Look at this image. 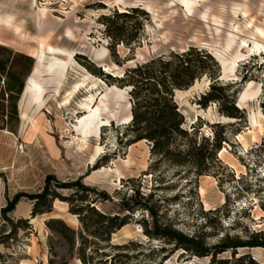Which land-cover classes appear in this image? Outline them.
Listing matches in <instances>:
<instances>
[{
  "label": "rangeland",
  "instance_id": "rangeland-1",
  "mask_svg": "<svg viewBox=\"0 0 264 264\" xmlns=\"http://www.w3.org/2000/svg\"><path fill=\"white\" fill-rule=\"evenodd\" d=\"M192 1L189 11L182 0H0V17L7 18L0 21V35L6 40L0 43V264L23 260L49 264L51 257L54 264L62 258L68 264H82L76 253L79 240L70 254L68 242L46 223L61 217L79 231L81 223L75 222L79 217L69 211L68 201L57 198L64 205H56L55 199L52 212L36 215L37 222L31 223L34 202L27 195L40 192L48 174L60 182L82 177L86 185L105 191L110 199H101L96 206L112 215L128 213L120 207L123 196L137 189L153 194L151 201L162 223L189 235L200 233L208 245L226 235L246 240L253 232H264V50L247 54L226 75L215 55L231 58L236 47L230 51L225 47L232 32L237 41L264 44V0ZM129 5L140 6L149 16L143 20L141 45L130 52L119 44L115 58L107 50L111 40L102 16ZM42 41L46 44L41 48ZM190 46L212 53L221 77L213 80L204 75L191 90L177 93L186 126L196 127L200 136L210 140L216 133L226 137L217 153L219 161L209 174L200 176L166 161L155 166L158 156L152 154L149 141L129 143V136L123 135L132 115L128 90L105 77L122 76L127 67ZM40 56L43 62L36 77ZM72 56L80 67L72 65ZM90 62L105 74L93 75L87 68ZM64 72L68 77L56 95ZM31 78L43 90L41 107L35 106V94L27 92ZM217 80L229 84L226 92L242 109L239 117L222 115L217 102L205 108L196 104ZM77 84L82 85L75 90ZM245 94L249 96L243 101ZM83 105L91 110L88 145L80 141L81 127L76 123ZM252 115L257 120L254 125ZM97 147L102 151L90 163ZM60 193L69 196L70 190L60 189ZM16 194L23 196L15 208L3 212ZM128 220L110 241L124 246L113 248L96 240L102 250L117 255V264H210L211 255L174 250V244L150 237L144 231V221L151 222L147 211L136 210ZM51 247L58 256L52 255ZM93 247L96 244L88 243V251ZM237 252L236 256L250 253L264 263L263 246L241 247ZM217 257L232 259L233 254L225 251Z\"/></svg>",
  "mask_w": 264,
  "mask_h": 264
},
{
  "label": "trees",
  "instance_id": "trees-1",
  "mask_svg": "<svg viewBox=\"0 0 264 264\" xmlns=\"http://www.w3.org/2000/svg\"><path fill=\"white\" fill-rule=\"evenodd\" d=\"M148 16L149 12L140 6L128 7L125 10L115 9L114 12L102 16L106 35L111 40L108 43L111 55L118 58L116 46L119 44L129 47L130 52L134 50V46L141 45L143 20ZM87 68L92 74H105L101 66L97 67L94 63L90 62ZM219 70L217 60L212 53L190 46L182 52L171 51L169 54H160L127 67L122 76L113 77L110 73L107 74L105 77L117 81L121 89L128 90L132 102V119L127 123L123 135L129 136L130 144L149 141L152 154L158 156L155 166L166 161L186 168L187 173L195 172L199 176L209 174L211 167L219 161L217 153L221 150L226 137L216 133L213 140H210L209 136H200L196 127L189 129L186 126L185 115L176 100V91L178 90V93L189 90L196 80L204 75H210L213 80L221 77V73L217 74ZM228 86L229 84H219L218 80L213 81L209 90L201 95L196 104L205 108L211 102H217L222 115L227 118L239 117L242 109L236 106L235 101L231 100V95L227 94ZM155 166L152 165L151 169ZM60 189L70 190L69 196H63ZM21 196L23 194H16L3 212L14 209ZM27 196L34 202L33 218L38 214L52 212L53 202L57 198L69 202V211L73 216L79 217L78 222L81 223L79 231L69 226L61 217H51L46 223L53 232L58 233L68 242L70 254L75 253L76 242L79 240L80 245L76 253L82 264H107L109 260L110 264H117L115 261L117 255L102 250L103 247L96 240L105 241L113 248L119 249L124 246L125 244L112 245L110 243L112 234L127 225L129 217L139 209L147 211L151 216L150 224L144 221V231L152 238L174 244V250L183 249L198 256L211 255L210 264H231L232 259V264H264L257 261L250 253L236 256L237 249L241 247H264L263 231L253 232L246 240L239 236L226 235L218 243L208 245L200 233L189 235L171 224L162 223L160 212L151 201L153 194H141L139 189L121 198L120 207L128 211L124 216L112 215L98 209L97 201L108 200L110 197L105 191L83 183L82 177L69 182H60L55 175L48 174L42 190ZM76 200L80 203L75 204ZM24 220L27 222V219ZM88 243L96 244V247L88 251ZM51 250L52 255L58 256L53 251V247ZM225 251H232V259L217 257ZM95 254H101L105 258L96 261ZM54 263V257H51L49 264ZM60 264H68V261L62 258Z\"/></svg>",
  "mask_w": 264,
  "mask_h": 264
},
{
  "label": "bare ground",
  "instance_id": "bare-ground-1",
  "mask_svg": "<svg viewBox=\"0 0 264 264\" xmlns=\"http://www.w3.org/2000/svg\"><path fill=\"white\" fill-rule=\"evenodd\" d=\"M182 2L184 4H186L187 9L190 11L191 10V6L193 4V1L192 0H182ZM1 20H2V17H0V21ZM260 33L262 34V32H260ZM237 39H238V37H237V35H236L235 32L229 33V35L227 37V44H226L225 50L226 51H230L233 47H236V50L232 54V56H231L230 59H227L226 60L221 55H218L217 53L215 54L216 57H217V59L219 60V62L221 63V65L223 67V75H226L227 70L229 68H233L236 65V63L239 60H241V58H243L244 56H246L247 54H249V53L251 54V53H254V52H258V51H260L262 49L264 50V44H262L260 42H257L255 40L249 41V40L243 39V38H240L237 41ZM1 41H6V40L5 39H2V36L0 35V42ZM45 44L46 43L42 41L40 43V47L42 48ZM38 62H39V64H38L39 66L36 68L35 73H34V76H36V77H39L40 72H41L40 68H41V65H42V62H43V57L42 56L39 57V61ZM71 63H72V65L73 64H76L77 66H79L78 63L75 61V58L73 56L71 57ZM54 65H56V64H53L50 68H53ZM67 77H68V73L67 72H64L63 75H62V78L58 81V87L56 89V95H59L62 87L64 86V83H65ZM80 85H82V84H77L75 86V90L78 89L80 87ZM191 88L189 90H191ZM177 91H176V100H177ZM27 92L28 93L31 92L30 93V96H32L33 94H35V96H36L35 97V106L36 107H41V106L44 105V97L45 96L42 95L43 90H42L41 86H39L36 83V81H35L34 78H31V80L29 81V85L27 87ZM67 95L69 96V95H71V93L68 92ZM248 96H249L248 94H245L243 96V101H246L247 98H248ZM68 102H69V99L67 98L66 99V104H68ZM89 112H91L89 106L88 105H83L82 106V110L79 111V113H82V116H81L82 118L81 117H78V119L76 121V123H78L80 125V127H81V133H82V135H79V136H81L79 139H80V141L82 143H84L86 145H88V143L90 141V136L87 134L90 131V127H91L90 126V124H91V115H88L87 116V113H89ZM96 112H98V111H96ZM26 116H28V115L27 114H24V117H26ZM131 119H132V115L130 116V120L129 121H131ZM256 122H257V120H256L255 116L252 115V117H251V124L254 125ZM82 149H83V146H80V150H82ZM100 151H102V148L101 147H97L96 150H95V153L90 157V161H89L90 163H94L95 162V160L97 158V155L99 154ZM107 169L108 168H105V167L103 168L104 171L109 172ZM55 204L56 205L57 204H63L64 205V203L63 202H60L59 200H56L55 201ZM62 208L63 207L61 206V209ZM34 222H37V218H32L31 219V223H34ZM75 222H78V221L75 220ZM125 228H127V226ZM125 228H124V230H125ZM126 232L127 231H125L123 234L125 235ZM126 234H128V233H126ZM21 264H33V263L31 261H27V260L25 261V260H23L21 262Z\"/></svg>",
  "mask_w": 264,
  "mask_h": 264
},
{
  "label": "crops",
  "instance_id": "crops-1",
  "mask_svg": "<svg viewBox=\"0 0 264 264\" xmlns=\"http://www.w3.org/2000/svg\"><path fill=\"white\" fill-rule=\"evenodd\" d=\"M130 6H137V5H129V6H125V7H123V8H128V7H130ZM4 20H7V18H4V17H2V21H4ZM1 43V42H0ZM107 50H108V52L110 53V51H109V48L107 47ZM30 55L31 56H33V57H35L36 58V56H34L33 54H31L30 53ZM76 57V56H75ZM131 61V60H130ZM103 67H105V66H103ZM27 87V86H26ZM26 87H25V90H24V93H23V95H25V91H26ZM44 99H45V97H44Z\"/></svg>",
  "mask_w": 264,
  "mask_h": 264
},
{
  "label": "water",
  "instance_id": "water-1",
  "mask_svg": "<svg viewBox=\"0 0 264 264\" xmlns=\"http://www.w3.org/2000/svg\"><path fill=\"white\" fill-rule=\"evenodd\" d=\"M102 68H104V67H102Z\"/></svg>",
  "mask_w": 264,
  "mask_h": 264
}]
</instances>
